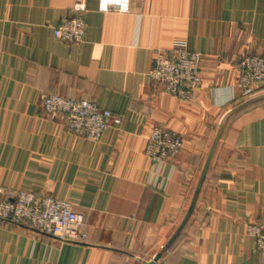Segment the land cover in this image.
I'll return each mask as SVG.
<instances>
[{
	"label": "crops",
	"instance_id": "0c3cea01",
	"mask_svg": "<svg viewBox=\"0 0 264 264\" xmlns=\"http://www.w3.org/2000/svg\"><path fill=\"white\" fill-rule=\"evenodd\" d=\"M82 14L85 39L55 36ZM204 53L193 101L150 75L159 51ZM247 51L264 54V0H0V187L46 193L85 214L89 242L0 222V264H145L176 234L219 130L197 206L157 264H264L248 226L264 212V100L237 85ZM47 92L123 116L98 141L41 106ZM181 133L174 160L146 154L152 129Z\"/></svg>",
	"mask_w": 264,
	"mask_h": 264
},
{
	"label": "built area",
	"instance_id": "2783aa9c",
	"mask_svg": "<svg viewBox=\"0 0 264 264\" xmlns=\"http://www.w3.org/2000/svg\"><path fill=\"white\" fill-rule=\"evenodd\" d=\"M87 0H75L78 11L86 8ZM102 10L129 9V0H100ZM86 23L82 14L62 19L55 27V36L68 43H81L85 39ZM204 53L193 50L187 40L175 41L169 52L159 51L154 58L150 75L165 89L183 100L193 101L203 77L201 62ZM241 96L254 97L264 93V54L247 51L239 62L237 82ZM41 106L49 115L67 122L68 129L82 133L93 141L101 139L112 125L120 126L123 116L101 107L85 98L65 97L47 92ZM181 133L156 125L146 146V154L155 164L163 165L174 160L184 148ZM0 222L27 225L41 233L57 237L63 242L87 243L85 214L77 211L70 201L46 193L18 188L0 187ZM248 234L255 237L256 249L264 256V212L248 226Z\"/></svg>",
	"mask_w": 264,
	"mask_h": 264
},
{
	"label": "water",
	"instance_id": "95a60500",
	"mask_svg": "<svg viewBox=\"0 0 264 264\" xmlns=\"http://www.w3.org/2000/svg\"><path fill=\"white\" fill-rule=\"evenodd\" d=\"M261 100H264V93L262 94H259V95H256L254 97H251L249 98L247 101H245L244 103H242L237 109H240L242 107H245V106H248L250 104H253L255 102H258V101H261ZM223 127L219 130L218 134H217V137L215 139V142L211 148V151L207 157V161L204 165V168L202 170V173L200 175V178H199V181L197 183V186H196V189L194 191V194H193V197L191 199V203H190V206L188 208V211L184 217V219L182 220L176 234L172 237V239L169 241L168 244H166L163 249L158 252L153 258H151L150 260L146 261L145 264H157L160 259L163 257L164 253L171 247V245L174 243V241L177 239V237L180 235V233L183 231V229L185 228V226L187 225V223L189 222L191 216L193 215L194 211H195V208L197 206V203H198V199H199V196H200V193H201V190H202V187L204 185V182H205V178L207 176V173L209 171V167H210V164H211V161L213 159V156H214V153H215V150H216V147L221 139V136L223 134Z\"/></svg>",
	"mask_w": 264,
	"mask_h": 264
}]
</instances>
